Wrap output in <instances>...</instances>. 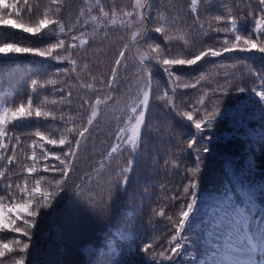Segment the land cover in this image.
I'll use <instances>...</instances> for the list:
<instances>
[{"label":"trees","instance_id":"obj_1","mask_svg":"<svg viewBox=\"0 0 264 264\" xmlns=\"http://www.w3.org/2000/svg\"><path fill=\"white\" fill-rule=\"evenodd\" d=\"M136 1L0 0V47L29 50L0 52V129L12 132L13 113L23 107L16 133H26L35 156L1 154L0 203L31 202L37 212L27 217L35 225L31 240L7 224L0 230V243L11 248L2 264L21 257L24 264L263 260L264 214L252 200L264 205V101L257 92H264V53L241 50V41L195 65L169 71L162 62L192 59L240 38L260 40L264 6L260 0H145L138 8ZM148 92L133 166L138 174L125 190L87 202L71 218L68 202L96 159L112 156L114 139ZM185 111L201 119L219 114L197 132ZM105 122L111 123L106 144L81 146ZM193 195V212L180 229ZM17 226L24 227L22 220ZM17 242L28 243L27 251Z\"/></svg>","mask_w":264,"mask_h":264},{"label":"rangeland","instance_id":"obj_2","mask_svg":"<svg viewBox=\"0 0 264 264\" xmlns=\"http://www.w3.org/2000/svg\"><path fill=\"white\" fill-rule=\"evenodd\" d=\"M144 2L145 0H137L136 7H141ZM33 84L34 83H32V85ZM33 87L30 88L31 93L34 91ZM149 100L150 92H148L144 100L132 110V114L127 120L126 130L119 132L116 139H114V143L117 142V149L113 148L111 150L112 156L105 160L96 159L97 167L89 175V178L77 188V192L68 202V209H66L71 215V218L77 219V211H79L80 207H83L87 202L94 203L98 201L99 198H108L114 195L119 189L125 190L128 187L129 177L131 180L133 176L138 174L135 170L133 171V166L138 158V146L143 131L147 112L146 108L149 104ZM98 109L99 106H96L95 110ZM14 117H16L17 120L12 126V132H9L8 129H0V157L3 152L12 149L16 153L26 154L28 161H31L35 156L30 150L27 151L30 141L23 137L26 133L23 135H18L16 133V131L23 125L22 117L20 114H18V116L15 115ZM110 124V122H105L99 129V132L89 131L81 141V146H86L88 140L98 143L99 147L104 146L106 144L104 137L108 135L106 127H109ZM27 133H30V131ZM39 194L44 197V193L39 192Z\"/></svg>","mask_w":264,"mask_h":264},{"label":"snow or ice","instance_id":"obj_3","mask_svg":"<svg viewBox=\"0 0 264 264\" xmlns=\"http://www.w3.org/2000/svg\"><path fill=\"white\" fill-rule=\"evenodd\" d=\"M260 3L262 6H264V0H260ZM47 25H45L46 27ZM30 32H34L37 30L29 29ZM157 31H161V29H157ZM242 41L243 48L241 50H256L259 52L264 53V37L260 38V40L253 39V38H240L237 42V44L228 46L227 44L221 49V50H215V49H208L204 52H202L200 55L192 58V59H184V58H177V59H165L162 63L168 68L172 65H195L197 64L198 61L202 60L205 56H212V57H218L221 55V52H227V51H232L234 50L239 43ZM9 51H14V52H26L29 51L28 49H22L19 47H14L12 45H8L6 47H0V52L7 53ZM40 54V53H39ZM170 71V70H169ZM180 78L177 77V80ZM202 79V77L200 78ZM185 87L191 86V87H196V83H192L191 85H184ZM243 91V89H241ZM259 92V99L261 101H264V92ZM201 103L203 101H200ZM24 112V108L21 107L17 110L16 113H13V115H17L20 113ZM37 115H40L39 112L36 113ZM218 111L212 112L210 115L206 114L203 119L201 118H194V115L192 112L185 111L183 115L187 118L188 121L194 125V128L197 130V132H202L204 129L202 125H211L212 121L218 116ZM38 135V134H37ZM195 144V140H192L187 146L189 148H192L193 145ZM204 152L208 151L207 147L203 148ZM199 154L197 153V156ZM192 187H195V184L192 185ZM185 193H188V188L186 187L184 189ZM196 200L195 196L193 195L192 197V202L188 203L186 205V210H182L180 213L181 219L179 221L180 229H183L185 226V222L188 219L190 213L193 212L194 206H195ZM44 206H47L46 204ZM7 213V219H4V214ZM37 212L32 211V205L31 202H25V203H19V204H14L9 207H6L3 203H0V230H3L5 225L9 227L11 231L16 232L18 235L21 236H27L29 240H31V235L29 230L33 228L35 225L34 223L30 222L27 217H36ZM22 220L24 227L17 226V221ZM179 229V230H180ZM19 244V242H17ZM29 248L28 243H22L19 244V250L20 252H26L27 249ZM178 247L176 245L173 246L172 251L176 252ZM10 245L7 243H0V258H3L6 254V252L10 251ZM145 252H147V249H144ZM0 264H2V259H0ZM15 264H24V259L21 257L20 259L15 261Z\"/></svg>","mask_w":264,"mask_h":264}]
</instances>
